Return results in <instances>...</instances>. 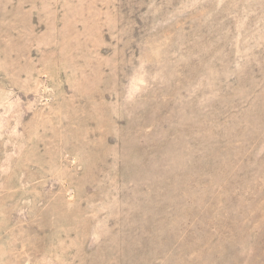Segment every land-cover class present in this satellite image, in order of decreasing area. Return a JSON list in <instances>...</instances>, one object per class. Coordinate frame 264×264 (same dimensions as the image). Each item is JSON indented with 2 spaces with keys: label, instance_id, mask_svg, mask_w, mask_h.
<instances>
[{
  "label": "rangeland",
  "instance_id": "rangeland-1",
  "mask_svg": "<svg viewBox=\"0 0 264 264\" xmlns=\"http://www.w3.org/2000/svg\"><path fill=\"white\" fill-rule=\"evenodd\" d=\"M0 264H264V0H0Z\"/></svg>",
  "mask_w": 264,
  "mask_h": 264
}]
</instances>
